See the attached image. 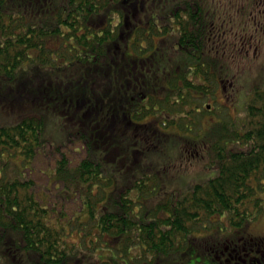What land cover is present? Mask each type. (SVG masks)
<instances>
[{
  "label": "trees",
  "instance_id": "trees-1",
  "mask_svg": "<svg viewBox=\"0 0 264 264\" xmlns=\"http://www.w3.org/2000/svg\"><path fill=\"white\" fill-rule=\"evenodd\" d=\"M252 8L257 23L264 0H0V264H172L194 232L255 219L264 72L241 119L206 104L256 42L232 25ZM46 155L69 215L25 175Z\"/></svg>",
  "mask_w": 264,
  "mask_h": 264
},
{
  "label": "rangeland",
  "instance_id": "rangeland-1",
  "mask_svg": "<svg viewBox=\"0 0 264 264\" xmlns=\"http://www.w3.org/2000/svg\"><path fill=\"white\" fill-rule=\"evenodd\" d=\"M225 1L228 0H224V2ZM246 2H242V4H246ZM257 12V8H252V10L246 12L242 17H238L236 13H233L232 15V25L234 26V30L236 32H250L252 40H256V42H253L250 47H247L244 50V52L246 51L245 54L247 55H244V53L243 55L246 57H243V59H232L229 61V70L231 74L229 76L230 78L228 77L229 79L226 80V83H230L223 84V91L218 92L214 99H210L206 103L210 105V110L212 111V113L207 116L209 120H216L220 118L219 116L221 115L222 117L230 116L232 119H241L242 116L240 117V115L243 112L245 103L244 101L246 99V96L248 95V91L252 86L256 85V83H258L259 85L263 83L261 77L264 72V18L255 23L254 18H257ZM231 13L232 12H230L229 14ZM228 25L229 24L226 23L224 27H228ZM229 42L233 43L231 39ZM8 85L11 84L4 85L0 82V89L12 91L8 88ZM64 151L67 153V156L72 162H76L79 158H81L82 153L79 154L80 151L78 147H76V145H69L68 148H64ZM201 165L202 164L198 162L187 164V168H189L188 176H191L194 179H200L201 176H204L203 174L205 172H203ZM31 168V171L24 173L32 179L35 192L37 196H39L38 198H40L43 203L54 208L53 212L55 216L59 211H64L65 214L69 215L72 211L76 210L75 208L78 203L77 201L72 200L71 202H65L57 196L60 190V185L54 182L51 176V156H40L38 160L33 163ZM260 177L262 180L261 190L256 191V197L261 199L262 207L255 219L247 220L251 222L247 225V227L251 225L249 227L250 231L255 233H261L262 231H264V172L260 173ZM248 206H251V204H248ZM217 219H219L217 221L218 226L222 227L224 224L228 225V218L226 215L217 217ZM241 227L242 225H240L239 228L235 227V229H240ZM247 227H244V229H246ZM228 228L230 227L228 226ZM249 228H247V230H249ZM244 229H240L241 232L239 234H245ZM207 230L209 231L211 229L208 228ZM234 232L238 233L239 230ZM193 234L194 237L191 236L188 241L192 242V246L195 248V251L197 253L201 247L200 242L203 240L202 237L206 236L207 232L201 230L200 232H194ZM135 252L136 251H134L133 253L135 255L134 257H137L138 253ZM187 253L183 257H173V259L171 260L173 261L172 264H186L189 256L187 255ZM105 255H107V253L102 254V258H105ZM129 256L131 257L132 254ZM159 264L171 263L160 262Z\"/></svg>",
  "mask_w": 264,
  "mask_h": 264
},
{
  "label": "flooded vegetation",
  "instance_id": "flooded-vegetation-1",
  "mask_svg": "<svg viewBox=\"0 0 264 264\" xmlns=\"http://www.w3.org/2000/svg\"><path fill=\"white\" fill-rule=\"evenodd\" d=\"M244 47L248 46L246 40ZM228 226V225H226ZM223 235L219 229L207 231L200 250L189 254L186 264H264V231Z\"/></svg>",
  "mask_w": 264,
  "mask_h": 264
},
{
  "label": "water",
  "instance_id": "water-1",
  "mask_svg": "<svg viewBox=\"0 0 264 264\" xmlns=\"http://www.w3.org/2000/svg\"><path fill=\"white\" fill-rule=\"evenodd\" d=\"M207 108H209V105H207Z\"/></svg>",
  "mask_w": 264,
  "mask_h": 264
}]
</instances>
